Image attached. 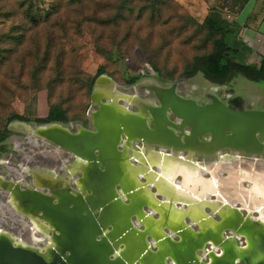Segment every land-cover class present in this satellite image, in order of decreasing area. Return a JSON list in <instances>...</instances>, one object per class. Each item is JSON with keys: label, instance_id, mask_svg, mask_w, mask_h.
<instances>
[{"label": "rangeland", "instance_id": "rangeland-1", "mask_svg": "<svg viewBox=\"0 0 264 264\" xmlns=\"http://www.w3.org/2000/svg\"><path fill=\"white\" fill-rule=\"evenodd\" d=\"M224 1L0 0V133L7 132L5 140L0 142V162L19 164L27 157L41 156L43 159L46 153L54 152L57 157L62 156V159L69 162L65 163L66 169L68 165H72L74 161L72 154L56 144L33 136L22 128H11V123L7 124V120L14 114L31 120L36 119L38 100H43L45 108L56 106L65 111L68 122L61 125L72 134L76 133L74 124L93 131L88 114L91 110H97L90 96L99 69H103L105 76L111 81V86L116 90L115 96H132L134 93L136 96V93H139L140 100L154 106H160L162 96L154 89L145 91L144 85L149 83L150 86H154L155 83L161 90L175 87L179 96H190L195 98L193 101L198 99L200 106L209 101L208 98H203L202 91L204 94L214 95L223 103H228L232 98L247 101V110L264 108V83H255L242 76L232 75L223 84H213L200 74L191 75L184 72L194 57L211 51L212 39L208 38L206 31L202 29L203 22L211 10L217 9L224 19L230 21L228 13L221 11ZM27 8H31L33 14L41 16L38 27L30 28L31 23L24 16ZM56 11L58 13L55 15ZM47 13L53 17L51 19L48 18L49 15L45 17ZM153 65L158 68L159 74L153 69ZM137 76L141 78L136 84L127 85L129 78ZM138 86L141 87L137 89ZM120 100L122 99L117 100L118 105L124 107V102ZM127 108L131 112L137 111L136 103H130ZM165 114L169 121L176 122L177 116L170 109L166 108ZM188 130L190 131L189 128ZM208 137L209 135H206V138ZM132 148L130 156H135V160L132 161L134 167L147 166L150 162L148 158L150 151L158 150V146H149L144 142L133 144ZM122 151L123 148L117 149V153ZM61 152L64 156L60 155ZM222 152L230 153L227 150ZM167 153L175 155L172 150H168ZM240 155L247 161L244 162L243 174L248 175L246 168L248 169V164L254 160L264 163V152L257 154L255 158L243 152ZM140 156H143L142 159ZM197 158L196 164L204 167L217 159L215 156L201 155ZM39 160L36 170L40 172L42 179H45L46 171L53 170L54 163L52 160L49 164L40 163ZM249 169L252 171V168ZM84 170V167H79L76 177L83 178ZM0 171V176L8 179L10 173L8 166H0ZM64 171L59 167L56 169V177L61 179L59 184L67 187L66 189L79 191L76 184L66 185L68 180ZM219 172L220 177L233 180L227 171L226 174ZM256 172L251 173L249 178L243 175L239 179L242 189L247 188L252 180L256 182L258 188H264L263 179L259 177L262 174L254 176ZM211 174L206 171L203 179L212 178ZM31 177L28 175L27 181L23 183L19 181L16 186L25 190L23 186L25 183L30 189H35ZM177 180L181 178L178 177ZM141 182V185L149 183L146 179H142ZM46 187L54 188V185L48 184ZM86 192L90 193L88 190ZM159 195L161 193L158 189L151 186L149 190L151 201L148 204L144 203L146 199L141 195L134 201L123 202L121 206L133 212V215L136 211L148 215L151 204L162 202L163 198ZM210 199L218 200L216 196ZM183 205L180 203L177 207L184 209ZM205 211V217L220 220L219 216H214L212 209ZM156 212L157 210H154L150 215L158 220L159 212ZM242 212L244 215L248 213ZM182 214V223L185 222L191 233L198 232L199 224L187 213ZM133 215L131 222L136 225L137 218ZM149 224H141L135 228L141 237L152 243L154 239L150 235ZM164 227H161V232L165 233L163 235L169 249L174 243L178 246L182 242L179 234H176V230L169 223ZM223 236L232 237L229 231H225ZM242 242L244 243L243 239H236V244L241 246ZM149 248L153 252L158 250L152 245H149ZM203 248L195 255L201 260H206L205 256L212 250V245H205ZM167 264L172 263L167 260Z\"/></svg>", "mask_w": 264, "mask_h": 264}, {"label": "bare ground", "instance_id": "bare-ground-1", "mask_svg": "<svg viewBox=\"0 0 264 264\" xmlns=\"http://www.w3.org/2000/svg\"><path fill=\"white\" fill-rule=\"evenodd\" d=\"M140 87L141 86H138L137 89H139ZM150 89L151 90L157 89L156 92L158 93V95L164 98L161 99L162 102H160V106L150 110L148 105L137 102L140 110L138 111V113H132L131 111H128L127 107L130 103H133L135 101L134 99L135 93L132 96L130 95L129 96L124 95L123 97L120 95L115 96L114 91L116 90L114 89L113 86H111V81L105 75H102L99 80V86L95 89L94 95L92 97L93 105L96 106L97 104H100V109H97L94 112L93 111L90 112L92 125L96 128L93 129L94 130L93 132L85 131L83 130V128H77L76 134H72L67 129L56 125L36 127L34 129L31 126H27L23 124L22 122H16L10 125L11 128H15V129L22 128L23 130L30 132L33 136H36L50 143H55V142L57 143L60 141L59 139L61 136L67 135L68 142L63 147L65 150L68 151L67 153H71L73 158L77 156H82L83 158H86L87 159L86 161H91L93 163V167L98 170L96 172L95 171L89 172V169H87L88 171L84 173L85 175L90 173L91 176L93 173V175L99 179L98 181H96V183H94V185H91L92 186L91 193H93L94 197L97 200L95 207L94 206L87 207L85 201L82 199L83 196L82 195L79 196V194L77 193L67 191L66 189L67 187L57 189L56 191H49L44 197L40 195H31L32 193L28 192L27 197L31 200V203L35 207L40 209L39 211H41L42 214L43 213L47 214V216H49L53 221L58 223V227H56V229L57 231L59 230L58 233L60 240L55 250L56 261L59 260V257H61L64 254L63 252L66 249H70L72 250V253H74L75 251L77 257L90 256L91 264H126V259H128L129 253H132L134 255V252H136V250L139 247V242L137 241V239H135V236H132L131 241L129 240L127 241V243L123 241L121 242L120 249L125 248L128 250V252L123 254V256H120L119 249L115 248L111 244L109 245L108 243V238L115 233L114 229H111L110 227L107 230L100 229L97 224L98 217L100 216L99 211L96 210L97 206H105L106 203H113L112 200L106 195L105 189L108 186H115L116 182L120 180L119 176H121V173L115 168V162H117L116 161L117 149L127 147L128 153L126 154V156L128 161L131 162L135 160L134 159L135 156L134 157L133 155L130 156L131 154H129V151L133 149L132 148L133 144L138 143L139 138L137 137V135H134L133 133H132V137L129 138L126 137L128 135L127 133H129L131 129L129 128V131L125 130L123 128L124 124L126 123L129 124L134 123V125L138 124L140 125L141 128L145 129L146 131L152 129V131H149L153 134V139L151 140L143 137L139 133L138 128L136 129V131L139 133L140 137L145 139L146 142L149 144H154L155 141L158 140H164L166 144L164 142L161 143L165 144L166 149L172 150L174 153L176 152V154L179 155L181 154L183 155V153L186 152L187 153L186 162L192 158H194V160H197L198 157L197 154L200 155L199 153L201 154L211 153L214 151V149L215 150L218 149L220 151L227 149L230 150L231 152L242 151L248 154H255V155L259 154L256 151H249L248 149H246V146H243V143L245 144V142L247 141L245 139L249 137L251 139L252 145H254L255 147H260V145L264 142V118L235 119L226 110L221 108V105L219 104V99L216 97L215 99L218 101V103L215 104V102L217 101L214 100V105L211 106V108H209L210 110L208 112L202 113L201 110L196 106V101L193 100L184 101L181 98H179L177 94H175L176 93V91L174 90L175 87H173L172 89L173 91L169 92L170 90H164V89L161 90L160 87L155 83L152 88L150 86L149 88L145 86V91H149ZM166 96L167 98L165 99ZM119 99H122L120 101L124 102L125 105L124 107L118 105L117 100ZM165 107L170 108V110H172L177 116V120L175 123L169 121L166 114H164ZM149 113L151 114V116H153V118L150 117ZM181 120L185 121L184 131H186V128L190 129V131L188 130L186 134L188 135L189 133L191 136H187L185 134L184 137L186 138V146L188 147V149L185 148L173 149L169 147V145H171L172 142L175 140H177L178 142V138L174 137L171 130L165 127L170 126L171 128L174 127L180 130L178 122L182 123ZM149 121H151L150 125L148 124ZM162 122L164 123V125H161L163 124ZM51 129H54L55 131L54 134L56 133V135L54 134L51 135V133L49 132L51 131ZM49 133H50V138L48 139L46 137L47 134ZM196 135H200L202 138H204V140H210V139L212 140H210L207 143L203 139L202 140L196 139L195 138ZM206 135H209V137L206 138ZM158 145H149V146H158ZM177 146H179V143ZM99 150L105 152V154L102 157H100V160H95L89 156L90 154H96ZM160 152L161 153L158 156L159 159L162 157L161 155L165 153V150H161ZM137 155L139 154L137 153ZM218 155H221L220 159L221 158L224 159L226 157V154L224 155L223 153L220 154L218 153ZM163 158L166 159L164 154H163ZM174 160L177 161L180 159L175 158ZM180 161L185 162V160H180ZM87 163L88 162H85V164L83 165L84 168L88 167ZM186 166L187 165H185V167ZM192 166L194 165L190 163V166L187 169L182 167V169H184L185 171L184 173H182L183 178L185 179V177L188 176L189 178H193L195 180H198V178L202 180L203 175L206 171L205 168H201L202 172L198 175L194 170L190 169L192 168ZM171 167H172L171 164H168L169 171L171 170ZM130 168L131 169L126 168L125 172L126 171L127 172L123 176L124 177L123 179L125 181V179L129 180L131 177L137 183V186L134 189H131V192H128V194L125 196L126 200L132 199L133 198L132 194H138L140 193L141 189H145L137 181V178L140 180V178L144 177L145 179H150V182L152 179L151 173H150V177L146 178V174H144L146 173V171L138 172L137 174H135L134 168L139 169V167L133 166V168L132 167ZM195 169L197 171L198 168ZM216 170L217 169H215V171ZM160 178L162 179L163 182L166 181L165 177H160ZM212 183L214 185L213 180ZM138 187H140L141 189ZM148 187H150L149 184ZM164 187L165 185H162V187L158 185V188H160L161 191L164 190L165 192L167 191V189ZM208 187L210 186L208 185ZM199 189L200 188L194 184L191 186V192L195 196L198 195ZM202 189L208 191L210 188L207 189V187L203 185ZM251 189L253 193H251L247 198H243L245 203L252 204V202L257 199L260 200L264 199L263 187L258 188L257 184L253 182V184L251 183L250 190ZM149 190L150 189H147V193H146L147 196L145 197L146 204H148V202L151 201V197L149 198V193H148ZM40 191H44V190H40ZM217 195L220 197L219 198L221 205L220 210L231 206L234 211L232 215H234L235 218L238 220V225L236 229H234L233 231L227 230L232 235L230 240L226 242L225 241L220 242L218 238L217 239L212 238V236L217 233L215 232L216 230L214 229L212 224H209L208 217H205L204 210L207 206L210 207L212 210H214L215 207L213 209L211 206V202L208 203L206 202L208 199V196L206 195L205 198L198 199L199 202L198 203L196 202L197 204L194 206V208L192 206H188L189 210L190 211L193 210V215H195V217L191 219L194 220L195 222H200L199 231L196 233H191L189 227L184 225V223H181L185 227L183 229H181L182 227L173 228L176 230V234H179V236L181 238H184L185 240H182V244H183L182 248L180 246L177 247L175 243L171 245V250L175 251L174 252L175 260L174 261L172 260L171 263L172 264H237L238 261L241 260V263L243 264H264V212L260 210L258 214L253 215L254 214L253 209L247 206L246 208L248 214L244 216L241 214L242 212L241 208L237 206L234 202H228L219 194ZM138 196L141 197V195L139 194ZM147 198L149 199L147 200ZM50 200H52L53 203H51ZM119 200L121 201V203L126 201L122 197H119ZM66 204H70V205L72 204L73 206L72 209L74 210V214H75L74 216H70V214L65 211ZM161 204L163 203L156 202V204H154L155 210L158 207L159 211L162 209L164 211L162 223L160 227L156 226L155 223L152 221L149 224L150 226L149 232L152 236H154L153 242L149 243L148 241L145 240V238H143V236L142 237L140 236V240L143 241L145 248L151 253H153V251L149 248V245L156 247L158 249L156 252L157 258H160V256L164 255L165 257L163 258L164 260L163 264H167L168 256H170L171 258V251L165 249V245L162 242L158 241L157 239L158 237L156 236V234L158 232H160L162 235L165 234L161 232V227L166 226V224L169 221L174 222L176 220L175 216L177 210L176 208H174V205L170 207L168 204L165 205H161ZM126 212L127 213L124 215H119L117 218L115 217L114 221H118V220H122V218L123 219L126 218L131 223V227H130L131 230L136 231L135 226L138 227L140 223H137L136 225L133 224L131 222V215H133L132 214L133 212L131 213V211L128 209H126ZM150 212H154V210ZM182 213L185 212L181 211L179 215L182 216L183 215ZM169 214L171 215L169 216ZM222 214L223 217L229 216L225 213ZM147 218L151 219V216H148ZM178 221L181 222V217H178L177 222ZM211 223H215V222H211ZM222 223L224 224V222ZM203 227L204 229L212 228L207 233L208 239H206L204 237L205 235H203L204 234L203 233L204 231H202L204 230L202 229ZM216 228L220 230V227H216ZM97 234L102 238V240H104L103 243L96 244L94 237ZM165 236L168 237L167 235ZM237 238L245 240L244 246L236 247L234 245V240H236ZM207 241L208 244L212 245V250L208 251V255L205 256L206 260H202L200 261V263H198L199 258L195 254L197 253V251L202 250L201 248H198L199 247L198 245L202 244L205 246ZM218 246H221V251L218 250L219 248ZM110 248L113 257H115L114 261H111L110 258H108L110 252L107 253V249ZM104 253H106L107 256L104 257L103 256ZM187 255H193L194 260L187 261L186 260ZM149 257L150 256H145V261L143 262L142 261L143 256L137 253L135 255V259L132 262V264H145L146 261L148 263V259H150L149 260L150 264H157L159 262L158 261L159 259H157L156 256H154L153 258H149ZM54 262L55 260L53 259L52 263Z\"/></svg>", "mask_w": 264, "mask_h": 264}, {"label": "flooded vegetation", "instance_id": "flooded-vegetation-1", "mask_svg": "<svg viewBox=\"0 0 264 264\" xmlns=\"http://www.w3.org/2000/svg\"><path fill=\"white\" fill-rule=\"evenodd\" d=\"M136 83H134V84H136ZM144 86H146V87L149 88L150 83L147 84V85H144ZM152 86H150V87L152 88ZM172 89H170L169 92L173 91ZM174 90H176V89H174ZM201 93H202V96H204L203 98H205V99L208 98L209 99V101L207 103H205L204 105H212L213 102H214V100L217 101L215 99V96L214 95H207V94H204L202 91H201ZM138 95H139V93H136V96H135L136 99L133 102V103H136L137 111L136 112H132V113H138V111L140 110V108L138 107L137 102L148 105V107L150 108V110L151 109H155V108L158 107V106H154L152 103H147V102H145L143 100H140L139 99L140 96L138 97ZM177 96H179V95L177 94ZM179 97L182 100H184V101H192V99H195V98H191L190 96H186V97L179 96ZM166 98H167V96L165 97V99ZM162 99H164V98H162ZM196 101L198 102V99H196ZM240 101H241V106H240L239 109L237 108L238 104L236 103V98H232L228 103H224V104L227 105L228 107H231V108L237 109V110L246 109L247 101H245V102H242V100H240ZM161 102H162V100H161ZM217 103H218V101L215 102V104H217ZM150 117L153 118V116H151V114H150ZM181 121H182V123L181 122H178V125L180 127V130H178V129L174 128V127L171 128L170 126H166L165 127L167 129L171 130V132L173 133L174 137L178 138V142H177V140H175V141L172 142L171 145H169V147H171L173 149L174 148L175 149H182V148L188 149V147L186 146V138H184L185 137V134L187 132V128H186V131H184L185 121L184 120H181ZM14 123H16V122H14ZM148 124L150 125L151 124V121H149ZM161 125H164V123L161 124ZM165 125H166V123H165ZM73 127H75V130L77 128H81L77 124H74ZM182 128H183V130H182ZM13 129H15V128H13ZM148 131H152V129H150ZM133 134L134 135H137V137L139 138L138 139V142H142V141L146 142L145 139H143V138L140 137V135H139L138 132L137 133L136 132H133ZM187 136H191V135L188 133ZM195 138L196 139H199V140L200 139L201 140L202 139L204 140V138H202L200 135H196ZM210 140H212V139H210ZM210 140H204V141L208 143ZM245 140H247V141L245 142V144L243 143V146H246V149H248L249 151H256L259 154H261V153L264 152V142L260 145V147H255L254 145H252L251 139L249 137L247 139H245ZM161 142H164L165 143L164 140L155 141L154 144H149L147 142L146 143L149 144V145H158ZM178 143H179V146H177ZM217 150L218 149H216V150L214 149L213 152L207 153V154H201V153H199V154L201 156H207V157L208 156H215L217 158L216 161L209 164V165H212V166H215V167H218V165L221 166V167H223V166H226L227 164H229L231 162L234 163V164H236V165L239 164V163L242 165V163L247 162L246 160L244 161V158L240 155V153L242 151L241 152H232V153L226 154V157L224 159L223 158L220 159L221 155L216 154V151ZM130 152L131 151H129V154H130ZM174 154L175 155H171V158H173V159L174 158H178L180 160H185V162H182V163L184 165H187L186 166L187 168L190 166V163L193 164L194 158H192V159H190L189 161L186 162L187 156L185 155V153H183V155L182 154L179 155V154H176V153H174ZM200 155L197 154V156H200ZM250 155H252V157L255 158L257 154L256 155L255 154H250ZM161 156H163V155H161ZM40 157H38V158L27 157L26 160H21L19 162V164H11V163L6 164L4 161L0 162V166L7 165L8 166V169L10 170L8 179L0 176V247L3 245L4 242H5L4 244H6L8 242L13 247H17V248L19 247V248L27 249V250H31V251H38V250H40L41 252H43V249H45V248L47 249L50 246V244H49V238L51 237V233L48 232V229H50V227L48 226L45 218L43 217V214L41 212H38V213H36L37 216H35V213H28V212L24 213L23 210H25V211L28 210L27 209L28 207L26 206L27 207L26 208V207H24L22 205L19 206L17 204L16 200H15V197H14L15 195L13 193V192H16L17 189H18L17 186H16V184L19 181L21 183H23V181L24 182L27 181L28 175L32 176L31 177L32 178V182L34 183L35 186L43 187L45 189V191L47 189L45 187L48 184H50V183H52L54 185L53 191H56L57 189H60V188H65L64 186H61V184H59V182L61 181V179L58 178V177H56V169L58 167L61 170H65L64 173H65V176H67V173L68 172H67V169L65 168V163H64L65 160L64 159H61L60 157H57V155L56 156H53V157L44 156L43 159H41L42 157L41 158ZM39 159H41V160H39ZM38 160L40 161V163H47V164H49V163H51V160L54 163V165H53V168L54 169L53 170H47L46 171V174H45V177L46 178L45 179H42V177L40 176V172L36 170V168H37V161ZM194 161H198V158H197V160H194ZM254 161H256V160H254ZM79 167L76 168V171L74 172L73 175H71V178H67L66 177L67 180H68V183L67 184L73 185L79 179L80 181H83V182L84 181H87L88 183L90 182L91 185H94V183H96V181L99 180L98 178H96L93 175V173H92V176H91L90 173L87 174V175L84 174V179L77 178L76 177V173L78 172V168ZM200 167L201 168H205L204 166H200ZM187 168H185V169H187ZM171 169H172V167H171ZM0 173H1V171H0ZM179 173L182 176V173H184V171L179 170ZM121 174H122V176H124L123 173H121ZM144 174H146V178L147 177H150V171H149V169ZM254 174L256 175L257 173H254ZM68 176H70V175H68ZM160 177H162V176L160 175ZM122 178L123 177H121V178L119 177V179H122ZM140 179H145V178L142 177ZM187 180L188 181H191V179H187ZM146 181L147 182H150L149 179H146ZM180 182L181 181L179 180L178 183H180ZM186 183L188 184L187 181H186ZM148 184L151 187L150 183H148ZM148 184H147V186L146 185L144 186L142 184V186L145 189H141L140 187H138V188L141 189L140 190V193H138L139 195H143L144 197L147 196L146 195L147 189H150V187H148ZM23 186L25 187V191H28V190H32L33 189V188L30 189L25 183L23 184ZM30 186H31V184H30ZM43 188L41 190H43ZM75 193L80 194V190L77 191V192H75ZM23 194H25V196H28V192H24ZM88 194H90V193H88ZM159 196H161L162 198H164L163 195H159ZM174 196H175L174 197L175 201H174V199H173V201L174 202H177L176 203V206H175L176 207V210H177V213H176V216H175L176 217V220L174 222L173 221L172 222L170 221L168 223L169 224L170 223L173 224V225L170 224V226L172 228H174V227H179V228L182 227L181 229H183L185 227L182 224L181 225L179 224V223H182V220H181V222L180 221L177 222L178 217H181L179 215V213L181 211H183V212L187 213V215L190 216L191 218H194L195 215H193V210L192 211L189 210L188 205L189 204L191 205V203L187 202L188 199H187L186 196H178L177 193H174ZM203 198H205V197H200V199H203ZM148 199L149 198H147V200ZM208 199H210L209 196H208ZM208 199L206 201L207 203H208ZM159 202H161V201H159ZM217 202H218V204H215L214 202H211L212 208L214 209V207H215V209L212 210V212H213L214 216H219V219L221 220V222H220V220L215 221V220H213L212 217L210 218V217L207 216L208 219H209L208 222H209V224H212V226L216 230L215 232L217 233V234H214L212 236V238H214V239H217L218 238L220 240V242H223V241L226 242V241H229L230 238H224V236H223L224 235V232L227 231V230L233 231L234 229H236V227L238 225V220L235 218L234 215H232L234 213V211H233V208L231 206H229L227 208H223L222 210H220V206H221L220 205V199ZM144 203H146V200H144ZM180 203L181 204H184L183 205L184 206V209H181V208L177 207V205H180ZM204 204H206V203H204ZM161 205H163V204H161ZM218 206H219V208H217ZM19 208H21V209H19ZM205 209H211V208L207 206ZM29 211H31V210H29ZM241 211H242V209H241ZM243 211L247 212L246 210H243ZM222 213H225V214H227L229 216L223 217V214ZM241 214L244 215L243 212H241ZM254 214H256V213H254ZM244 216H246V215H244ZM114 218H113V221H114ZM119 221H121V220L114 221V222L118 223ZM211 222H215V223H211ZM222 222H224V224ZM197 223L199 224L200 222H197ZM192 224H193V222H192ZM184 225H186L185 222H184ZM216 227H220V230H218ZM202 229H204V227ZM210 229H212V228H206V229L202 230V231H204L203 232L204 233L203 235H205L204 237L206 239H208L207 233H208V231ZM58 231L56 229V234L59 236ZM244 243H245V240H244ZM244 243L242 242V245L240 246L239 244H236V240H234V245L236 247H242V246H244ZM206 245H210V244H208V241H207ZM198 246H199L198 248H201V249H204L203 247H205L202 244L201 245H198ZM207 247H209V246H207ZM218 247H219L218 250L221 251V246H218ZM207 255H208V252H207ZM200 261H202V260L199 259L198 263H200ZM207 261H209V260H207ZM52 262H53V260H52ZM203 263H204V261H203ZM237 264H243V263H241V260H239Z\"/></svg>", "mask_w": 264, "mask_h": 264}, {"label": "water", "instance_id": "water-1", "mask_svg": "<svg viewBox=\"0 0 264 264\" xmlns=\"http://www.w3.org/2000/svg\"><path fill=\"white\" fill-rule=\"evenodd\" d=\"M101 76H99L95 80V82L93 84V89H92V93H91V96H90L92 104H93L92 97L94 95L95 89L99 86V80H100ZM154 91H156V90L154 89ZM219 104L221 105V108L226 110L235 119H241V118H246V119H257L258 118L259 119V118H264V108H256V109H253V110H247V109L237 110V109H233L231 107H228L227 105H225L220 100H219ZM213 105H214V102H213L212 105L200 106V105H198V102L196 101V106L201 110L202 113L208 112L210 110L209 108H211V106H213ZM96 107H97V109H100V104H97ZM166 108H168V107L164 108V114H165V109ZM168 109H170V108H168ZM92 111L94 112L95 110H91V112ZM88 118L90 120L92 129H94L95 127L92 125V119L90 117V112L88 114ZM23 124H25L27 126H31L34 129L36 127L52 126V125L63 127L61 124H57V123L44 124V125H35V126H32L31 124H27V123H23ZM63 128H65V127H63ZM123 128L125 130H127V131H129V128L131 129V131H129V133H127L128 135L126 137H128V138L132 137V133L133 132H137L136 129L138 128L139 129V133L143 137H145L147 139H150V140L153 139V134L151 132L146 131L145 129L141 128L140 125H138V124L134 125V123H132V124L126 123V124L123 125ZM83 130L88 131V132H93L94 131V130L90 131V130H86V129H83ZM49 132L51 133V135H53L55 131H54V129H51V131H49ZM50 133L47 134L46 138H48V139L50 138ZM25 134L30 135L29 133H25ZM54 135H56V133ZM30 136L33 137L32 135H30ZM59 140H60L59 142H57V143L55 142V143H51V144H56L59 148L64 149L63 147L68 142V136L67 135H63V136L60 137ZM127 150H128V148L124 147L122 152H120V153L118 152L116 154V156H117V160H116L117 161V168H118L119 172L123 173V175H125V173L127 172V171L125 172L126 168L131 169L129 167V161H128L127 156H126ZM161 150H165V152H166L169 149H166L165 144L160 143L158 145V151H161ZM225 150H227V149H225ZM65 151L68 152L67 150H65ZM227 151L232 153L230 150H227ZM218 153L220 154V153H223V152L220 151V150H217V154ZM243 153L248 154L246 152H243ZM104 154H105L104 151H102V150L100 151L99 150L96 154H90L89 156L91 158L95 159V160H100V157H102ZM62 155L64 156V153H62ZM248 155H250V154H248ZM86 160L87 159L83 158L82 156L74 157V161H73L72 165H68L67 166V172L68 173H67L66 177L67 178H71V175L74 174V172L76 171V168L79 167V166L82 167L85 164V162H88L87 163L88 167L85 168L83 173H86L88 171L87 169H89V172L98 171L97 169H95L93 167V163L91 161H86ZM249 164H248L249 168L254 167L256 170L264 167L263 164L258 163L256 161H254L252 163H249ZM239 166L240 167H244L245 163H242V165H240V163L237 164L236 168H238ZM142 171L144 172L145 170L142 169V168L141 169H135L134 168V173L135 174H137L138 172H142ZM68 175H70V176H68ZM123 178L118 180L116 182L115 186H108L105 189L106 195L112 200L113 203H106L105 206H97L96 210L99 211V213H100V216L98 217V222H97L98 227L100 229H104V230H107L109 227L111 229H114L115 233L111 237L108 238V243H109V245L111 244L115 248L119 249V255L120 256H123V254L128 252V250L125 249V248L120 249L121 242L123 241V242L127 243V241H129V240L131 241V237L132 236H135V239H137V241L139 242V247L136 250V252H134V255L132 253H129V257H128V259H126V264H132V262L135 259V255L137 253L139 255L143 256V259H142L143 262L145 261V256H150L149 258H153L154 256H156V258H157L156 252L151 253L145 248V245H144L143 241L140 240V236L141 235L137 231L131 230V228H130L131 227V223L126 218L122 219L118 223L113 221L114 217H117L119 215H124V214L127 213L126 210L121 206L122 203L119 200V197H122L123 199L126 200L125 196L128 194V192H131V189H134L137 186V183L134 181L133 178L130 177L129 180L125 179V181H124ZM82 179H84V177ZM246 182L248 183V181H246ZM50 184H52V183H50ZM74 184L79 186V190L82 192V194H79V196H81V195L83 196L82 199L85 201L87 207H93V206L95 207V205L97 203V200L94 197L93 193H91V189H92L91 183L90 182L88 183L87 181L83 182V181H80L78 179L76 181V183H74ZM66 185L69 186V184H66ZM42 188L43 187L35 186V189L28 190V191H25V190L23 191L22 189L18 188L17 191L15 192L16 194L14 193L15 196L14 195L13 196L15 197V200H16L17 204L19 206L22 205L24 207H26V206L28 207V208L26 207L28 210H26V211L23 210L24 213H26V212L35 213V216H37L36 213L41 212V211H39L40 209L35 207L31 203V200L27 196H25V194H23V193L24 192H30V193H32L31 195H40V196L44 197V196H46L47 192L53 191V188L45 187V188H47L46 189L47 192L45 193V189L44 188H43L44 191H40ZM86 190L90 191V194H88L86 192ZM67 191L73 192V193L76 192V191H72L70 188L67 189ZM132 195H133L132 196L133 198L132 199H127L126 201H128V200L134 201V199L138 198V194H132ZM50 202L53 203L52 200H50ZM55 203H57V202H55ZM65 207H66L65 211L67 213H69L70 216H74L75 215L74 214V210L72 209L73 208L72 204L71 205L70 204H66ZM19 209H21V208H19ZM29 210H31V211H29ZM153 210H155V206H154V204L153 205L151 204L150 211H153ZM156 210H157L156 213L159 212L158 213L159 214L158 220H154L153 217L151 215H149L150 211H149L148 216H151V219H148L147 215H145L143 213H140V212H137V211H136V214L134 213L133 216H136L137 223H140L139 225H141V224L145 225V224L150 223L151 221H154L155 225L160 227V225L162 223V218H163V212L164 211H163V209L159 211L158 207L156 208ZM118 211H120V213H118ZM43 217L45 218L48 226L50 227V229H48V232L51 233V237L49 238V244H50L49 248L43 249V252H44L43 253L40 250L31 251V250L22 249V248H19V247L18 248L17 247H13V246H11L10 243L7 242L6 244H4L5 243L4 242L3 245L0 247V264H91L90 263L91 262L90 261V258H91L90 256H84V257H80L79 256V257H77V254L75 253V251H74V253H72V250H70V249H66L63 252L64 254L61 257H59V260L57 259L58 261H56V257H55L56 256L55 255L56 251L55 250H56V248H57V246L59 244V240H60L59 236L56 234V227H58V223L53 221L49 216H47V214L43 213ZM156 236L158 237L157 238L158 241L162 242L165 245V249L171 251V258H170V256H168V260H170L171 262H172V260L174 261L175 260L174 251H172L171 248L169 249V244H168V242H166L164 235H162L160 232H158L156 234ZM152 237H154V236H152ZM94 239H95L96 244L104 242V240H102V238L98 234L94 237ZM182 240H185V239L181 238V241ZM140 241H141V243H140ZM182 245L183 244L181 242V243L178 244L177 247L180 246L182 248L183 247ZM76 252H78V251H76ZM108 252H110L109 253L110 255L108 256V258H110L111 261H114L115 257H113V255H112L111 248L107 249V253ZM103 256L105 257V256H107V254L104 253ZM164 257L165 256L163 255V256H160V258H157V259H159L158 260L159 262L157 264H163L164 263V260H163ZM53 259L55 260L54 263H52ZM149 260L150 259H148V263L150 264ZM186 260L187 261L194 260L193 255H187ZM146 263H147V261H146Z\"/></svg>", "mask_w": 264, "mask_h": 264}, {"label": "crops", "instance_id": "crops-1", "mask_svg": "<svg viewBox=\"0 0 264 264\" xmlns=\"http://www.w3.org/2000/svg\"><path fill=\"white\" fill-rule=\"evenodd\" d=\"M232 4H233L232 0H227L224 6L226 12L231 10ZM234 9L236 10L237 8L234 7ZM229 18L230 20L234 22L236 26V30H237L236 37L242 44L241 53L239 54L240 60L247 65H257V66L260 65L261 61L264 59V0H246L243 6L239 10H237L234 14L230 15ZM47 114H48V108H45L43 106V100L41 101L38 100L35 118L44 119L47 117ZM160 153L161 152L158 150L150 151L148 155L149 156L148 158H150L149 164L147 166L141 165L139 169L142 168L145 171H148L149 169L152 175L150 184L152 187L153 186L156 187L158 191L161 193V195H163L164 197L162 200L163 205L168 204L170 207L174 205V208H176L175 206L177 202H174L175 201L174 193H177L178 196H186L188 199L187 202L191 203V205L189 204V206H192L193 208L199 202L198 199H200V197H205L206 195H208L209 198H212L215 196L217 197L218 196L217 194H219L226 201L234 202L237 206H239L242 209V211L243 210L247 211L246 207L248 206L249 208L253 209L254 213L256 214L260 210L264 212V199L263 200L257 199L253 201L252 204L245 203L243 199V198H247L251 193H253L252 189L250 190V188H251V183L253 184V182L255 181L252 180L251 182L248 183V187L243 188V189L241 188L238 182L239 179L243 177V175L248 176L249 178L251 173H253L254 171H257L256 172L257 174L256 175L254 174V176L258 177L259 173L262 174L259 176H261L264 182V167L258 170H256L254 167H251L252 168L251 172L249 171L250 170L249 168L248 169L246 168V173L248 172V175H246L242 173L244 172L243 167L239 166L238 168H236L237 165L232 162L223 167L221 166L215 167L212 165H207L205 166V170L209 172L210 174L212 173L211 175L213 177L211 176L212 178H209V179L204 178L203 180L198 178L199 180L198 181L193 178H189L188 176L185 177L184 179L180 175L179 170L184 171L181 168L182 166H185V165L180 160L176 161L174 160L175 158L174 159L170 158L171 154L167 153V151L163 153L166 159H164L162 156L160 160L158 157ZM61 154L62 152L60 153V155ZM45 156L53 157V156H56V154L54 152H48L45 154ZM142 157L140 156V159H142ZM61 159H62V156H61ZM64 163L69 164L68 161H65ZM168 164H171L172 166V169L170 171L168 168ZM193 165L194 166H192L191 170H194L196 174L199 175L202 172L201 167L198 166V163L196 164V161L194 160H193ZM129 167L133 168L132 161L129 162ZM115 168L118 170L117 162H115ZM195 168H198L197 171ZM215 168L217 169L216 171H215ZM219 171H222V173H225L227 171L229 177L231 176V178H234V179L230 180V178L227 179L224 177H220ZM160 175L162 177H165L166 181L163 182L162 179L160 178ZM119 177L120 178L123 177L122 174ZM178 177L181 178L180 183H178V180H177ZM187 179H191V181H188ZM141 180L137 178V181L139 183L141 182ZM212 180L214 181V185L212 183ZM186 181L188 182V184L186 183ZM193 184L200 188L197 196L193 195V193L191 192V186ZM238 184L239 186L237 187ZM158 185L161 187L162 185H165L164 188H166L167 191L165 192L164 190L161 191L160 188H158ZM203 185H205L207 189L208 188L210 189L208 191H206L205 189L203 190L202 189ZM208 185L210 187H208ZM218 198L219 196L217 197V199ZM217 201H219V199ZM217 201H211V199H208V202H214L215 204H218ZM217 208H219V206ZM170 215L171 214H169V216Z\"/></svg>", "mask_w": 264, "mask_h": 264}, {"label": "trees", "instance_id": "trees-1", "mask_svg": "<svg viewBox=\"0 0 264 264\" xmlns=\"http://www.w3.org/2000/svg\"><path fill=\"white\" fill-rule=\"evenodd\" d=\"M232 8L228 11V15L234 14L239 10L246 0H232ZM224 1L221 11H225ZM234 7L237 9L235 10ZM58 12H55V15ZM49 14L47 13L45 17ZM25 18L31 23L30 28L38 27L41 20V16H37L32 13L31 8H27L24 11ZM53 16L49 15L51 19ZM202 29L206 31L208 38L212 39L211 51L205 55L194 57L191 63L185 67L184 72L190 73L191 75L200 74L205 80L213 84H223L230 76L238 75L244 77L246 80L255 83H264V59L260 65H247L240 60L239 54L241 53V42L237 39L236 26L232 20L227 21L224 19L217 9H212L208 16L205 18ZM22 38V37H21ZM21 38L19 41L21 42ZM18 40V38H16ZM154 66V65H153ZM156 73L159 74V70L154 66L153 68ZM101 75H105L103 69H99L96 73L95 78ZM141 77H131L127 80V85H133ZM91 87L88 88L90 91ZM238 104L237 108L241 106V101L236 99ZM23 122L27 124H64L68 122L67 114L64 110L59 107L52 106L48 108L47 117L44 119H29L20 115H12L7 120V124L14 122ZM7 132L0 133V142L5 140Z\"/></svg>", "mask_w": 264, "mask_h": 264}]
</instances>
